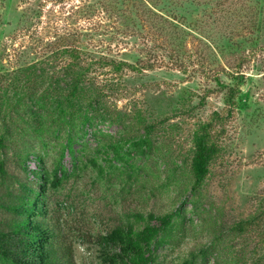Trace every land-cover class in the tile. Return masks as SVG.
Returning a JSON list of instances; mask_svg holds the SVG:
<instances>
[{
  "label": "rangeland",
  "instance_id": "374dc122",
  "mask_svg": "<svg viewBox=\"0 0 264 264\" xmlns=\"http://www.w3.org/2000/svg\"><path fill=\"white\" fill-rule=\"evenodd\" d=\"M221 1L207 10L183 4L185 19L202 27L186 41V72L166 60L142 72L98 67L92 73L100 96L81 118L69 124L50 106L43 131L27 136L50 177H64L49 190V204L73 240L76 264H104L102 235L122 226L138 230L149 213H173L170 238L155 243L156 264H264V219L253 232L233 228L264 209V0ZM88 3L95 0H0L2 79L10 82L31 63L62 78L69 57L54 58L53 50L56 37L68 33L79 34L85 49L109 45L116 59L134 61L138 46L110 41L116 24ZM88 57L81 55L83 65ZM224 70L238 71L243 81L222 127L221 153L192 191L191 133L212 111L227 114L225 92L235 80ZM214 73L223 84L212 81ZM7 168L23 175L12 160Z\"/></svg>",
  "mask_w": 264,
  "mask_h": 264
},
{
  "label": "trees",
  "instance_id": "16d2710c",
  "mask_svg": "<svg viewBox=\"0 0 264 264\" xmlns=\"http://www.w3.org/2000/svg\"><path fill=\"white\" fill-rule=\"evenodd\" d=\"M184 3H192L202 10L224 5L221 0H95L94 4L88 3L87 9L100 5L107 20L116 24L110 27L116 34L110 41L133 40V45L138 46V57L134 61L116 59L109 45L99 51L85 49L79 34L68 33L56 37L58 45L53 50L54 58L69 57L62 65V78L58 73L48 75L35 63L25 65L10 82L3 80L4 75L0 73V264H76L73 240L56 215V209L49 204V190L58 188L64 177L56 171L50 177L43 156L27 141V136L35 137L43 131L44 123L50 118L47 113L50 106L55 108L53 112L58 119L67 120L69 124L75 117L81 118L82 108L100 96V84L92 73L98 67L121 73L124 70L142 72L162 67L166 60L173 69L186 72L187 63L183 59L186 56L189 59L191 54L186 41L201 33L202 27L193 17L185 19ZM179 12L183 15L178 16ZM127 48L117 49V52ZM83 54L89 55L85 65L82 64ZM222 72L235 80L225 92L228 111L225 116L218 110L212 111L191 133L192 191L202 186L212 162L221 153L222 127L226 116L232 112L230 108L243 81L238 71ZM212 81L223 84L219 73L212 75ZM187 108H190L189 103ZM138 145L141 150V144ZM8 160L17 164L24 171L23 175L10 171ZM30 161L34 168L29 167ZM172 214L149 213L145 225L138 230L129 226L108 230L101 237L104 264H156L155 243L170 238ZM263 219L264 209L240 219L233 228L240 234L253 232Z\"/></svg>",
  "mask_w": 264,
  "mask_h": 264
},
{
  "label": "built area",
  "instance_id": "2783aa9c",
  "mask_svg": "<svg viewBox=\"0 0 264 264\" xmlns=\"http://www.w3.org/2000/svg\"><path fill=\"white\" fill-rule=\"evenodd\" d=\"M28 164L30 168H34V163L32 161H30Z\"/></svg>",
  "mask_w": 264,
  "mask_h": 264
}]
</instances>
